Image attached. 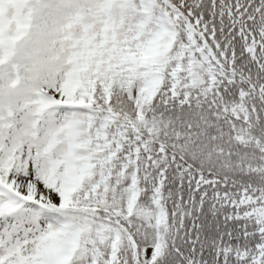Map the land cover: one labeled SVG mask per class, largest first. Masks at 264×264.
Segmentation results:
<instances>
[{
	"label": "snow or ice",
	"instance_id": "obj_1",
	"mask_svg": "<svg viewBox=\"0 0 264 264\" xmlns=\"http://www.w3.org/2000/svg\"><path fill=\"white\" fill-rule=\"evenodd\" d=\"M0 264H264V0H0Z\"/></svg>",
	"mask_w": 264,
	"mask_h": 264
}]
</instances>
